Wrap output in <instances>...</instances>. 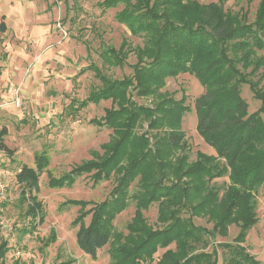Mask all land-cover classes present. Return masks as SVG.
I'll list each match as a JSON object with an SVG mask.
<instances>
[{
  "label": "trees",
  "instance_id": "obj_1",
  "mask_svg": "<svg viewBox=\"0 0 264 264\" xmlns=\"http://www.w3.org/2000/svg\"><path fill=\"white\" fill-rule=\"evenodd\" d=\"M223 1L100 3L105 9L122 5L116 19L133 35L145 32L149 36L143 47L133 49L137 61L132 64L131 76L111 78L97 65H90L102 83L91 90L89 101L111 99L119 106L107 109L104 116L115 135L111 143L102 146V154L95 152L94 158L75 165L59 178L50 175L52 187L71 186L85 173H92L94 184L116 176L117 184L109 197L89 209L86 207L90 201L66 202L81 207L73 225H79L78 246L91 256L96 257L97 250L109 244L110 264L152 262L159 249L165 251L158 264H217V250L205 249L217 235L227 236L229 225L234 223L240 229L233 244H222L229 251L224 254L223 264H262L244 242L257 221L253 192L264 185V88L260 86L264 73L255 78L264 68V53H260L264 50V0H260L253 21L248 20L247 13L226 9ZM159 8L164 10L159 12ZM0 29H6L4 20ZM131 52L124 39L119 48L105 47L101 56L107 64L123 66ZM180 73L196 76L205 88L194 102L196 128L216 155L200 152L196 161H190L188 145L183 144L179 132L188 109L185 97L176 99L159 92L167 77ZM134 84L140 95L160 97L155 110L126 98L125 90ZM243 84H249L262 101L259 110L249 112V104L242 97ZM144 119L149 120L151 128L158 129L155 133L149 131L153 141L148 134L139 135L135 130ZM164 127L170 130L161 132ZM7 133L6 127L0 130V150L11 151L4 138ZM35 162L38 172H42L49 167L50 158L45 153L36 154ZM228 172L230 182L220 197L221 188L212 181ZM17 178L23 186V201L27 200L25 192H30L25 215L31 217V224L21 232L34 231L45 217L36 194L39 173L24 165ZM134 183L137 188L132 193ZM131 199H135L136 209L124 233L114 222ZM155 203L158 226L145 216ZM88 215L91 217L86 225ZM196 217L212 222V228L197 224ZM51 242L50 237L45 245ZM9 250L8 241L0 242V264H5ZM13 264L26 263L17 259Z\"/></svg>",
  "mask_w": 264,
  "mask_h": 264
},
{
  "label": "rangeland",
  "instance_id": "obj_2",
  "mask_svg": "<svg viewBox=\"0 0 264 264\" xmlns=\"http://www.w3.org/2000/svg\"><path fill=\"white\" fill-rule=\"evenodd\" d=\"M103 0H0V22L5 16L6 29H0V130L6 127L4 137L11 151L0 150V168L7 171L9 197L5 204V215L13 221V229L8 244L5 264L20 260L26 264H110V245L97 250L93 257L83 251L77 244L79 225L74 226L75 217L80 206L66 203L68 200H86L91 203L109 197L112 188L117 184L116 176L94 184L92 173H85L77 178L73 185L56 186L50 184V175L60 177L67 171L94 158V153L102 154L104 144L111 143L115 135L114 128L106 123L107 109L119 108L111 99L98 102L89 101L91 90L101 85V80L90 68L95 64L109 77L123 79L133 74L132 64L137 61L133 50L143 47L149 34L133 35L130 29L116 19L122 5L105 9L100 3ZM219 0H197L200 4ZM260 0H224L226 9L247 13L248 20L253 21ZM164 9L159 8L162 12ZM126 39L132 52L123 66L107 64L101 52L107 46L120 47ZM264 53V50L260 51ZM264 68L256 74L261 77ZM159 92L181 99L185 97V111L179 132L183 144L188 145L190 161H196L200 152L216 155L197 131V114L195 99L205 88L198 78L190 73H180L176 77H167ZM260 86L264 88V78ZM20 89V105L14 102L13 91ZM126 98L131 97L151 109L157 108L158 95L147 96L138 93L136 85L125 90ZM242 97L249 104V112L257 111L262 101L255 97L249 84L242 85ZM125 104V103H123ZM131 105H128V107ZM100 119V124L95 122ZM264 121V115H263ZM95 122V123H94ZM149 120L137 123L136 132L148 134L153 141V134L158 129L151 128ZM169 131L170 128L160 129ZM45 153L50 158L47 169L38 172L35 162L36 154ZM24 165L30 166L38 175V200L45 215L41 224L34 231L30 227L31 217H26L28 198L23 201V186L17 174ZM230 172V169H228ZM229 172L213 183L221 188L220 197L228 186ZM136 183L131 192L136 190ZM35 192V189H34ZM257 221L249 230L244 245L248 251L264 264V185L253 192ZM135 199L130 200L127 209L115 220L118 230L126 233L127 224L136 209ZM67 204L63 207V204ZM82 211V210H81ZM158 204L155 203L145 211L148 221L157 224ZM91 215L85 219L90 222ZM195 222L207 228L213 223L206 218L196 217ZM22 228V229H21ZM239 226L229 225L227 236L217 235L211 240L206 251L217 250V264H223L224 254L229 251L222 246L232 243L239 232ZM52 238L50 245L45 240ZM174 247V245H172ZM165 249H159L152 262L158 264L159 257ZM20 252V253H18ZM70 264V263H69Z\"/></svg>",
  "mask_w": 264,
  "mask_h": 264
},
{
  "label": "built area",
  "instance_id": "obj_3",
  "mask_svg": "<svg viewBox=\"0 0 264 264\" xmlns=\"http://www.w3.org/2000/svg\"><path fill=\"white\" fill-rule=\"evenodd\" d=\"M12 94L14 96V102L17 105H20L21 103V97L19 96L20 89L17 90L15 89ZM0 164H1V160H0ZM7 173H8L7 171H3L0 168V242L9 241V237L14 227L13 221L5 215V210H6L5 204L9 197L8 183L5 178L7 176Z\"/></svg>",
  "mask_w": 264,
  "mask_h": 264
},
{
  "label": "crops",
  "instance_id": "obj_4",
  "mask_svg": "<svg viewBox=\"0 0 264 264\" xmlns=\"http://www.w3.org/2000/svg\"><path fill=\"white\" fill-rule=\"evenodd\" d=\"M3 16H4V15H3ZM3 16H2V17H3ZM4 19H5V16H4ZM4 19L2 18V20H4ZM2 20H1V21H2ZM4 22H5V21H4Z\"/></svg>",
  "mask_w": 264,
  "mask_h": 264
}]
</instances>
